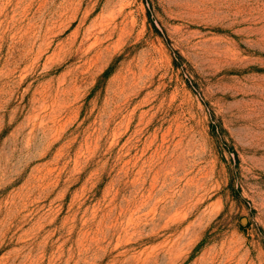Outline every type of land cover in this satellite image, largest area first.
I'll return each mask as SVG.
<instances>
[{
	"label": "rangeland",
	"instance_id": "rangeland-1",
	"mask_svg": "<svg viewBox=\"0 0 264 264\" xmlns=\"http://www.w3.org/2000/svg\"><path fill=\"white\" fill-rule=\"evenodd\" d=\"M0 264H264V0H0Z\"/></svg>",
	"mask_w": 264,
	"mask_h": 264
},
{
	"label": "bare ground",
	"instance_id": "bare-ground-1",
	"mask_svg": "<svg viewBox=\"0 0 264 264\" xmlns=\"http://www.w3.org/2000/svg\"><path fill=\"white\" fill-rule=\"evenodd\" d=\"M213 258V257H212Z\"/></svg>",
	"mask_w": 264,
	"mask_h": 264
}]
</instances>
